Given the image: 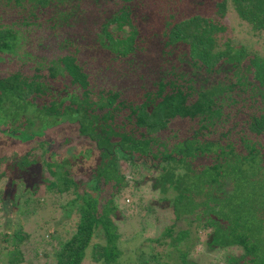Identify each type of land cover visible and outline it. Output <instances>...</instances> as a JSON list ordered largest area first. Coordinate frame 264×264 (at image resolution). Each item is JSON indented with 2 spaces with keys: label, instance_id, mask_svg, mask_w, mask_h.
<instances>
[{
  "label": "trees",
  "instance_id": "16d2710c",
  "mask_svg": "<svg viewBox=\"0 0 264 264\" xmlns=\"http://www.w3.org/2000/svg\"><path fill=\"white\" fill-rule=\"evenodd\" d=\"M108 1L0 0V53L32 31L40 33L34 44L50 39L56 50L46 61L36 57L31 74L16 70L0 78V137L15 139L19 127L33 123L23 118L29 106L51 125L61 115L76 114L77 133L87 141L81 147L92 153L87 160L93 165L74 179L70 168L80 169L84 155L50 161L54 153L46 146L41 155L35 153L44 143L39 142L2 167L0 179L6 177L8 189L1 200L12 201L20 184L35 209L43 206L37 204L40 187L51 198L72 195L61 204L60 221L74 220L49 233L59 249L54 264H82L86 257L93 264H119L118 226L124 218L115 193L108 200L98 195L99 183L124 192L118 172L122 160L130 165L131 180L142 178L155 195L143 212L166 207L173 223L183 220L204 235L207 252L240 251L224 254L220 264H264V56L233 43L223 21L230 11L249 26L251 36L264 34V0H115L110 10L96 11L100 21L92 23L89 42L87 36L76 39L68 30L71 21L89 4L97 8ZM126 25L127 38H118ZM152 39L159 48L151 80L136 90L97 87L107 69L117 72L121 63L126 73L137 68L136 56L148 51ZM102 56L104 67L99 66ZM20 230L1 237L13 244L15 257L6 264H23ZM31 232L33 238L43 236L33 227ZM96 232L103 245L93 244ZM172 232L165 228L160 236L169 238ZM161 237L153 241L161 244ZM171 241L174 248L184 243L175 251L187 264L194 245L188 232H176ZM137 262L165 264L157 254Z\"/></svg>",
  "mask_w": 264,
  "mask_h": 264
},
{
  "label": "rangeland",
  "instance_id": "374dc122",
  "mask_svg": "<svg viewBox=\"0 0 264 264\" xmlns=\"http://www.w3.org/2000/svg\"><path fill=\"white\" fill-rule=\"evenodd\" d=\"M116 1L119 2L118 0ZM116 1L109 0L102 5L100 3L97 8H93V5L89 4L85 13L81 14L78 18L75 17L76 19L71 21V24L74 26L72 28L69 27L68 30L76 32V39L87 36L86 40L89 42L88 40L95 30L92 23L100 21L97 18L98 15H96V11H98L100 15L101 11L109 9L112 6V2ZM154 6L157 7L158 3H154ZM226 15L227 17L223 20L227 26L226 35L232 39L233 43L239 45L246 44L249 50L255 53V55L264 56V34H257L255 37L251 36L250 28L244 21H240L238 17L230 11H228ZM14 19L15 17L12 16L11 20ZM130 30V27L127 25L123 27L122 30H118V38H127ZM26 34L27 33L23 34L24 36H21L18 41H15V45L11 50L0 53V78L6 76L9 71L16 70L23 71L25 75H29L34 71L35 68L33 67H37L36 57L46 58V61L55 53V42L52 40L47 39L42 41L41 44H34L33 41H35V39L33 37L40 33L32 31L29 35ZM44 35L46 36V34ZM40 36L42 38V35ZM88 36L90 37L88 38ZM154 40L155 39H152L146 43L149 45L148 51L136 56L135 62H139L137 68L126 73V64L121 63V66H117L115 69L117 72H112L114 70L107 69L108 71L102 74L104 79L100 81L97 87L104 90L111 87L122 90H131L135 88L136 90L143 82L145 83L146 80H151L154 77V69L157 67V61L154 59L156 55L155 51L159 48V45H156L158 43L154 42ZM124 48L125 47H122V45H119V52L124 54ZM149 52L152 53L153 56L147 55ZM27 56L28 58H26ZM106 61L107 59L102 56L99 61V66L104 67L107 63ZM142 64L144 67H141ZM121 67L125 69L122 70ZM93 69L94 67L91 69L93 74L98 72V68L95 72H93ZM125 73L128 77L122 79L121 76ZM250 77L251 74L248 77L251 80ZM76 117V114L61 115V118L56 119L59 120L60 123L58 122L51 125V123H53L52 120L47 118L44 123L43 117L37 118L35 110L32 106H29L23 118H25V120H27V118L32 119L33 123L30 125L25 122L22 127H19V129H17V132L19 131V136L17 135L14 137L15 139L6 136L0 137V171L2 167H4V164L12 160L16 154L19 156L24 149L27 150L31 147L37 148L40 144L39 142H44L42 145H39L35 153L41 155L42 149L46 146V151L51 149V154L54 153V155L48 157L50 161L73 159L71 155H75L76 152L78 154L81 152L84 155L85 158L82 159L83 161H78V164L82 166L80 169L76 167L70 168V173H74L73 178L80 180L79 174L83 171H89L93 165L91 164V159L87 160V158H92V153L89 152L87 154L85 148L81 147L86 145L87 141L77 133V126L74 123ZM19 120L23 121L22 118ZM40 133L42 134L40 135ZM88 144L91 143L88 142ZM118 172L124 178V192L116 194V192L110 189L109 185L102 186L101 183H99L100 193L98 196L100 199L108 200L111 197L110 195L115 193L116 204L119 210L118 214L119 216L122 215L124 218L122 226H118V241L123 251V256L118 259L119 264H138V260L148 261L153 254H157V257L165 264H181V261L177 259L178 253L175 250H183L184 243L177 248L170 245L172 243L171 239L175 237L178 231H187L189 239L192 240V243L194 242V245L191 247V252L186 256L187 264H220L222 260L221 257L224 256V254H237L240 252L237 249H229L222 253L218 251L214 253L207 252L204 245V235L193 226L187 227L186 222L183 220L173 223L171 215H169L170 210L166 207L161 206L159 209L153 208L150 212H143L144 209L147 210V206L154 195L149 191L150 183L143 182L142 178L132 181V170L126 161H119ZM20 185H16L15 190H13L14 199L12 201L7 199L2 201L0 198V264H6L8 259H14L15 257L12 255L13 252H11L13 251L11 238H8L4 243L1 241V237L4 233L12 234L15 230H18V228H21L19 235L22 240L18 248L22 253L21 259L23 260V264H54L52 257L59 249L58 245H56L57 239L54 240V235H49V233H51L54 228L57 229L61 227L63 223H71L74 220L73 216H70V218L65 220L62 218V221H60V213L63 211L61 204L70 201L72 195H54L53 198H51L43 192L45 191L43 187H40L37 193V198H40V202L38 201L39 203L37 204L43 206L36 207L35 209L32 196L28 191H23V186ZM5 186L6 177L0 179V197L7 194L5 191L7 192L8 188L4 189ZM77 203L79 204L80 201ZM2 208H6V211H2ZM119 223L120 222L117 224ZM32 227L37 229L40 235H43L42 238L32 237L34 236L31 232ZM169 227L173 230L171 236L169 238L161 237V232H163L165 228L169 229ZM160 237L163 243L157 244L153 241L156 238L160 239ZM92 241L93 244L97 245H103L105 243V241L102 240L100 232H96L93 235ZM131 247L132 249H130ZM128 250H130V252ZM82 264L93 263L90 261L89 257H86Z\"/></svg>",
  "mask_w": 264,
  "mask_h": 264
}]
</instances>
